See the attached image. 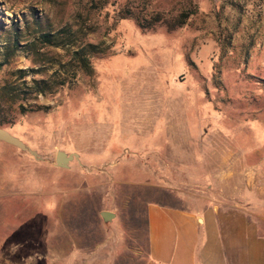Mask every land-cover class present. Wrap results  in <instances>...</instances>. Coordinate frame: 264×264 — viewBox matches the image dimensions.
Instances as JSON below:
<instances>
[{
    "label": "rangeland",
    "instance_id": "rangeland-1",
    "mask_svg": "<svg viewBox=\"0 0 264 264\" xmlns=\"http://www.w3.org/2000/svg\"><path fill=\"white\" fill-rule=\"evenodd\" d=\"M61 30L73 46L42 45ZM84 44L89 73L23 94ZM0 62V128L39 156L0 142V264H144L150 204L231 206L246 169L264 185V0H0Z\"/></svg>",
    "mask_w": 264,
    "mask_h": 264
},
{
    "label": "crops",
    "instance_id": "crops-1",
    "mask_svg": "<svg viewBox=\"0 0 264 264\" xmlns=\"http://www.w3.org/2000/svg\"><path fill=\"white\" fill-rule=\"evenodd\" d=\"M240 175L231 206L180 209L150 204L144 264H264V189L259 190L264 185L256 171L246 169Z\"/></svg>",
    "mask_w": 264,
    "mask_h": 264
},
{
    "label": "trees",
    "instance_id": "trees-1",
    "mask_svg": "<svg viewBox=\"0 0 264 264\" xmlns=\"http://www.w3.org/2000/svg\"><path fill=\"white\" fill-rule=\"evenodd\" d=\"M191 15H193L192 12H185L180 14L179 16H177L175 19H173L169 24H166L165 22H163V20L159 19V17H153L151 18L149 21H145V20H138V17H136V23L141 27V29L146 30V29H150L152 28L155 24H159V23H164L167 25L169 30H172L174 28H180L182 27L185 23L187 18H189ZM65 30H61L60 32L56 33V34H49V33H41L40 34V41L42 42L43 46H48V47H58V46H63L66 47L68 46H73L74 45V41L69 37L70 33H66L68 34L67 39L65 36H61L59 33H63ZM58 41H62L61 44H59ZM16 43V42H15ZM27 46L29 53H31V55H37L40 54L41 56H43V53L40 52V50L36 51L35 47H33L32 45H28L26 44L25 47ZM9 48V47H5ZM13 51V48L10 50V48L8 50H5V55L6 53H9L8 55H10ZM101 49L98 50V48H96V46L91 45V44H84L81 46H77L74 48V50H71V55H70V61L68 63V67L71 68L70 71L71 72V76L69 75H65L63 78L57 79L55 80L54 74H51L50 76H48L47 78H42V79H32L30 82V85L26 86V91H23V94L25 95H35V96H47L50 95L52 93H54L57 89H61L63 87H68L70 85H72L75 81L76 78L78 77V75H80L81 73L84 72H88L91 71V63H90V59L89 57H93V55L100 53ZM91 57V58H92ZM43 61H38L35 64H37V68L36 70H30V71H26L23 70L21 71V76L20 79H25L27 78V76L29 75L28 73H32L33 75H44L46 72L45 70H42V66L45 65L43 64L44 59H42ZM36 61V60H35ZM33 62V61H32ZM45 62H48L47 60H45ZM2 66V63L0 62V67ZM45 69V68H44ZM4 94L1 97H8L9 95H12L14 92H11L10 89L4 88ZM29 96L25 97L24 100L27 101L29 99ZM22 101V100H21ZM23 113L25 112H38V111H46L48 110V107L46 106H40L37 104H33L32 106H30L29 108H23L21 107Z\"/></svg>",
    "mask_w": 264,
    "mask_h": 264
},
{
    "label": "water",
    "instance_id": "water-1",
    "mask_svg": "<svg viewBox=\"0 0 264 264\" xmlns=\"http://www.w3.org/2000/svg\"><path fill=\"white\" fill-rule=\"evenodd\" d=\"M0 142L13 146L21 151L27 152L34 158L39 159V156L35 151L28 148L21 140L11 135L3 128H0ZM73 158H77V154H66L63 151H58L55 155V164L59 168H68V165L73 160ZM100 216L105 221H110L112 218H114V214L111 212H101Z\"/></svg>",
    "mask_w": 264,
    "mask_h": 264
}]
</instances>
